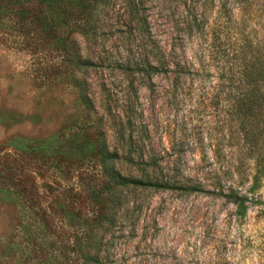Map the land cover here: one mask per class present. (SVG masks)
I'll use <instances>...</instances> for the list:
<instances>
[{
	"label": "rangeland",
	"instance_id": "1",
	"mask_svg": "<svg viewBox=\"0 0 264 264\" xmlns=\"http://www.w3.org/2000/svg\"><path fill=\"white\" fill-rule=\"evenodd\" d=\"M135 1L0 0V264H264V0Z\"/></svg>",
	"mask_w": 264,
	"mask_h": 264
},
{
	"label": "trees",
	"instance_id": "2",
	"mask_svg": "<svg viewBox=\"0 0 264 264\" xmlns=\"http://www.w3.org/2000/svg\"><path fill=\"white\" fill-rule=\"evenodd\" d=\"M108 0H97L96 4L94 5L95 7L91 10V12L88 14V16L85 19V28L81 29V33L84 35L86 40H89L93 36H97L98 32L97 29L99 27L98 24V17L96 14H98L99 9L107 2ZM130 4L133 8L136 7V1ZM146 23V22H145ZM147 24V23H146ZM144 27V26H143ZM142 29V28H141ZM144 29V28H143ZM144 30H142L143 32ZM148 31V30H146ZM149 33V32H147ZM162 62H158V64H153L149 60V56H147L146 60L141 64L142 66H147V68L150 69L151 73H154L158 69V65H161ZM78 91L80 93V99L82 100L83 104L86 106L88 109H92V100L90 93L88 91V87H86L85 84H81L77 86ZM244 105L246 109H252L253 108V103L252 101H246L244 102ZM98 147H99V153L101 155V162H102V167L104 171V187L106 189H110V183H115V184H122L126 182H131L135 183L138 182L137 180H130L125 178L123 175L120 174V172L116 171V169L113 168H107L105 165V161L107 160V155L109 154V150L105 145L104 139H103V133L98 130ZM140 183H143L142 181ZM151 183V182H147ZM157 185H163L166 186L167 184H161L157 182ZM250 191H243L239 188H236L235 186L231 185L227 188V192H225V197H227L231 202H233L239 209H245L247 208V203L252 202L254 199L253 197L249 196Z\"/></svg>",
	"mask_w": 264,
	"mask_h": 264
}]
</instances>
